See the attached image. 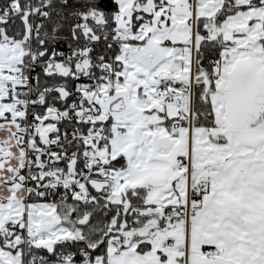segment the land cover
Masks as SVG:
<instances>
[{
	"label": "snow or ice",
	"instance_id": "1",
	"mask_svg": "<svg viewBox=\"0 0 264 264\" xmlns=\"http://www.w3.org/2000/svg\"><path fill=\"white\" fill-rule=\"evenodd\" d=\"M0 264H264V0H0Z\"/></svg>",
	"mask_w": 264,
	"mask_h": 264
}]
</instances>
